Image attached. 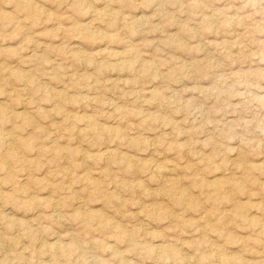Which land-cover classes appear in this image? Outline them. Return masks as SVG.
<instances>
[{"label":"rangeland","instance_id":"1","mask_svg":"<svg viewBox=\"0 0 264 264\" xmlns=\"http://www.w3.org/2000/svg\"><path fill=\"white\" fill-rule=\"evenodd\" d=\"M0 109V264H264V0H0Z\"/></svg>","mask_w":264,"mask_h":264},{"label":"bare ground","instance_id":"2","mask_svg":"<svg viewBox=\"0 0 264 264\" xmlns=\"http://www.w3.org/2000/svg\"><path fill=\"white\" fill-rule=\"evenodd\" d=\"M27 79H28V78H27ZM28 80H29V79H28ZM0 110L2 111V109H0ZM2 113H3V111H2ZM2 113H1V114H2ZM0 116H1V115H0ZM1 117H2V116H1ZM1 123H2V122H1ZM8 139H9V138H8ZM10 139H11V138H10ZM8 141H9V140H8ZM13 141H14V140H13ZM10 145H11V144H10ZM20 160H21V159H20ZM153 170H154V169H153ZM158 171H159V170H158ZM32 236H33V235H32ZM33 241H34V240H33ZM168 247H169V246H168ZM168 247H167V248H168ZM159 248H161V247H159ZM153 250H154V249H153ZM155 250H156V249H155ZM170 252H171V251H170ZM176 252H177V251H176ZM164 253H166V252H164ZM167 253H168V252H167ZM156 254H157V253H156ZM79 255H80V254H79Z\"/></svg>","mask_w":264,"mask_h":264}]
</instances>
